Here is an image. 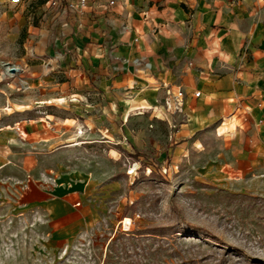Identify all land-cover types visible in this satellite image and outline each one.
<instances>
[{
	"label": "crops",
	"instance_id": "obj_1",
	"mask_svg": "<svg viewBox=\"0 0 264 264\" xmlns=\"http://www.w3.org/2000/svg\"><path fill=\"white\" fill-rule=\"evenodd\" d=\"M56 4L42 28L29 30L21 71L0 65V182L19 186V205L54 220L86 219L90 205L71 202L79 186L87 197L86 186L62 154L86 141L52 133L76 119L84 122L77 137L92 125L130 128L142 102L169 112L185 132L202 133L207 176L236 184L264 175V0ZM177 89L185 99L173 113L165 99Z\"/></svg>",
	"mask_w": 264,
	"mask_h": 264
},
{
	"label": "rangeland",
	"instance_id": "obj_2",
	"mask_svg": "<svg viewBox=\"0 0 264 264\" xmlns=\"http://www.w3.org/2000/svg\"><path fill=\"white\" fill-rule=\"evenodd\" d=\"M56 6L0 0L3 70L5 62L25 63L29 30L42 28ZM140 105L130 128L92 125L77 137L84 122L76 119L51 132L67 143L86 141L62 153L86 186V198L81 186L71 196L72 204L90 205L86 219L54 220L25 208L16 202L19 186L0 182V264H264V175L236 184L207 176L199 165L202 133L185 132L156 105Z\"/></svg>",
	"mask_w": 264,
	"mask_h": 264
},
{
	"label": "built area",
	"instance_id": "obj_3",
	"mask_svg": "<svg viewBox=\"0 0 264 264\" xmlns=\"http://www.w3.org/2000/svg\"><path fill=\"white\" fill-rule=\"evenodd\" d=\"M61 0H52L53 4H56ZM76 4L78 7L84 8L88 5L90 0H75ZM110 3H114V0H108ZM74 4L70 2V6H73ZM195 95H199V91L195 92ZM185 99V92L182 89H177V90H168L166 99H165V105L166 108L173 112V113H179L182 112L183 110V103ZM51 130H55V126L50 127ZM55 183V178H51L49 180V184H54ZM79 204V202H77ZM132 223V220L128 218V221L126 222L127 226H130Z\"/></svg>",
	"mask_w": 264,
	"mask_h": 264
},
{
	"label": "bare ground",
	"instance_id": "obj_4",
	"mask_svg": "<svg viewBox=\"0 0 264 264\" xmlns=\"http://www.w3.org/2000/svg\"><path fill=\"white\" fill-rule=\"evenodd\" d=\"M3 66H4V69L6 70V72L7 71H9V72H7V73H16V72H20V67L18 66V65H15V64H11V63H7V62H5V63H3ZM11 66H14L15 68H16V70H15V72H12L11 70H10V67ZM80 144V142H76V143H74V144H69V145H66V146H68V147H73V146H78ZM128 221V219L126 218L125 219V222H127Z\"/></svg>",
	"mask_w": 264,
	"mask_h": 264
},
{
	"label": "water",
	"instance_id": "obj_5",
	"mask_svg": "<svg viewBox=\"0 0 264 264\" xmlns=\"http://www.w3.org/2000/svg\"><path fill=\"white\" fill-rule=\"evenodd\" d=\"M10 70H11L12 72H15L16 68H15L14 66H11V67H10Z\"/></svg>",
	"mask_w": 264,
	"mask_h": 264
}]
</instances>
